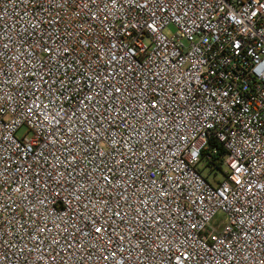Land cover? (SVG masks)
<instances>
[{
	"label": "built area",
	"instance_id": "built-area-1",
	"mask_svg": "<svg viewBox=\"0 0 264 264\" xmlns=\"http://www.w3.org/2000/svg\"><path fill=\"white\" fill-rule=\"evenodd\" d=\"M0 264H264V0H0Z\"/></svg>",
	"mask_w": 264,
	"mask_h": 264
},
{
	"label": "rangeland",
	"instance_id": "rangeland-1",
	"mask_svg": "<svg viewBox=\"0 0 264 264\" xmlns=\"http://www.w3.org/2000/svg\"><path fill=\"white\" fill-rule=\"evenodd\" d=\"M165 33H166L167 35H173V34L175 33V29H174L173 27H169V28H167V29L165 30ZM24 133H25V129L22 128V129H20V130L18 131V136L20 137V136L24 135ZM222 172H223V171H222ZM216 173H217V177H218L219 179H221V178H222V173H221V171L218 170V171H216ZM221 218H223V215L219 214V215L216 217L215 220H217V219H221Z\"/></svg>",
	"mask_w": 264,
	"mask_h": 264
},
{
	"label": "trees",
	"instance_id": "trees-1",
	"mask_svg": "<svg viewBox=\"0 0 264 264\" xmlns=\"http://www.w3.org/2000/svg\"><path fill=\"white\" fill-rule=\"evenodd\" d=\"M220 154H223V150H221V149H220ZM215 168H216L217 170H220V169H219V168H220V167H219V164H218V165H215Z\"/></svg>",
	"mask_w": 264,
	"mask_h": 264
},
{
	"label": "snow or ice",
	"instance_id": "snow-or-ice-1",
	"mask_svg": "<svg viewBox=\"0 0 264 264\" xmlns=\"http://www.w3.org/2000/svg\"><path fill=\"white\" fill-rule=\"evenodd\" d=\"M97 231L99 232V231H100V229L98 228V229H97Z\"/></svg>",
	"mask_w": 264,
	"mask_h": 264
}]
</instances>
